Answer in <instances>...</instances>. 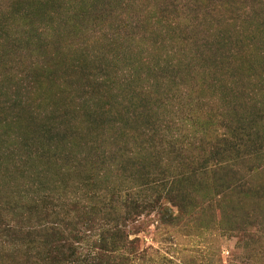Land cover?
I'll list each match as a JSON object with an SVG mask.
<instances>
[{
	"label": "trees",
	"instance_id": "trees-1",
	"mask_svg": "<svg viewBox=\"0 0 264 264\" xmlns=\"http://www.w3.org/2000/svg\"><path fill=\"white\" fill-rule=\"evenodd\" d=\"M54 1L7 0L5 13L0 15V101L6 97L7 90H14L16 96L0 102V122H6L9 126L21 123L22 119H31L32 122L37 113L27 108V104L31 103L28 96L36 94V100L43 104L46 89L50 95L54 89L62 92L52 108L57 115L51 118L48 115L45 118L47 121L35 130L28 127L32 130L24 134L26 139L21 136L24 143L19 150L22 149L23 155L18 154V149L10 148L4 156L9 159L21 157L25 161L33 158L31 165H42V175L50 176L51 181L49 185L42 183L37 195L30 201L0 200V264H114L112 260L115 254L123 259L121 264H127L130 260L128 257L124 260L125 254L121 253L129 249L131 253L138 241V238L131 239V236L138 235L139 231L133 232L131 228L141 216L160 210L165 199H171L169 202L172 206L183 213V199H178L182 194L190 195V205L195 210L197 204L192 202V193L199 194L208 184H211L214 192L223 193L224 198L229 193L238 194L241 209L242 201L259 199L264 204V183L256 185L249 177L258 169L252 156L260 153L259 148H264L259 141L264 136L258 128L262 116L260 112L252 110L240 117L235 107L230 114L239 117L237 119L227 118L218 121L217 125L200 123L202 127L207 125L214 134L210 143L197 146L188 142L190 154H187L189 150L178 151L175 143L165 141L161 137V129L147 121L136 107L133 108L134 113L129 115L132 109H127V115L123 118L104 116L89 110L91 112L85 113V119L90 124L89 133L96 144L86 154L74 158L71 149L80 134L69 125L78 119V112L73 106L77 101L89 107L95 103L93 107L98 113L109 114L111 110H107L104 103L92 98H99L102 91L116 87L118 83L109 70L100 64L95 66L96 58H85L77 51L63 61L58 53H48L50 33L55 27L52 26L55 17L50 13L49 6ZM110 1L89 0L90 4L87 5L85 2L88 0H81L82 14L78 18L84 23H91L95 31L82 23L76 24V40L83 41L84 36L80 32L94 35L97 27L109 21L114 11ZM182 1L183 18L186 13L190 15V23L200 25L196 31L193 28L188 30L194 37L190 47L196 56L193 60L198 61L205 73L217 76L226 85L228 96L235 99L239 91L228 82L240 77L247 79L253 76L255 69L247 63L250 60L246 51L251 45L248 46L243 38L231 40L227 28L254 27L264 34V13L261 9L264 1ZM18 16L27 22V26L21 30L13 26ZM184 24L189 23L186 21ZM205 24L210 29H206ZM184 39L187 44L190 42L188 34ZM54 43L58 44V40ZM233 60L243 65L239 66ZM36 88L43 91L39 92ZM30 111L29 118H22ZM118 122L122 126L115 128ZM109 125L111 128L107 129ZM110 130L115 133L119 131L122 138H127L123 143H118L121 144L119 148H116L117 144L109 147L99 144L106 141ZM72 140L74 143H71ZM149 142L151 145H148ZM77 145L80 146V143ZM149 149L155 154L166 152L172 156L176 169L169 174L159 170L145 174L144 169L148 165L143 163L142 154ZM93 170L106 176L109 171L112 172L118 178L119 185L111 188L109 182L99 188L93 187L92 198L86 202L69 201L58 194L59 188L68 187L65 179L71 173L85 174L89 181ZM18 171L23 172L21 168ZM9 176L5 177L8 179ZM193 213L190 212V215ZM251 213L244 212L241 219L239 216L240 222H237L240 225L232 229L240 235V240L257 235V231H264V212H260L262 225L253 224L255 217ZM93 233L97 240L90 244Z\"/></svg>",
	"mask_w": 264,
	"mask_h": 264
},
{
	"label": "rangeland",
	"instance_id": "rangeland-1",
	"mask_svg": "<svg viewBox=\"0 0 264 264\" xmlns=\"http://www.w3.org/2000/svg\"><path fill=\"white\" fill-rule=\"evenodd\" d=\"M6 3L7 0H0V15L5 13L4 8L8 6ZM85 4H90L89 0ZM110 4L114 11L109 21L97 27L94 35L80 32L84 36L83 41L76 40L75 32H78L76 24L82 23L94 31L95 29L91 23H84L78 18L82 14L81 0H55L49 6L50 13L55 17V20H52V26L55 27L50 33L51 44L48 46V53H58L63 61L77 51L85 58L91 60L96 58L95 66L100 64L109 70L118 83V86L102 91L99 98H92L104 103L106 109L111 110L109 114L98 113L93 107L95 103L92 104V108L82 105L79 101L73 106L78 112L76 113L78 119L69 125L80 134L72 145L71 154L74 158L86 154L90 151V147L96 144L89 133L90 124L85 119V113L91 111L104 116L123 118L127 115V109H132L129 115L134 113L133 108L136 107L147 121L153 122L161 129V137L163 136L165 141L175 143L178 151L189 150L187 154H190L189 144L196 143L200 146L202 143L211 142L213 131H209L207 125L202 127L200 123L211 122L217 125L218 121L227 118L237 119L239 117L230 114L235 111V107L238 108L237 114L240 117L251 113L249 110L260 112L262 120L258 128L264 136V34L262 32L254 27L227 28V35L231 40L243 38L248 46L251 45L246 51L250 60L247 63L255 69L253 76L247 79L240 77L228 82V85L239 91L234 99L228 96L226 85L221 83L217 76L205 73L198 61L193 60L196 56L190 51V47L194 37L188 30L193 28L196 31L200 25L197 26L195 22L190 23V15L186 13L183 18L182 0H111ZM261 9L264 13V3ZM186 21L190 26L184 24ZM13 26L14 29L21 30L27 26V22L18 16ZM205 28L210 29V26L207 27L205 24ZM198 32H195V35ZM187 34L190 36L188 44L184 39ZM56 40L58 44L54 43ZM233 62L239 66L243 65L238 60ZM7 81L8 79L5 80L4 85ZM37 88V91H43ZM57 90L54 89L50 95L46 89L43 92V104L36 100L38 99L36 94L28 96L31 103L27 104V108L30 107L31 111L37 113L32 122L31 119H22L21 123H9L10 126L6 125V122H0L2 161L0 200L7 201L9 198L17 202L23 199L30 201L37 195L42 183L49 185L51 177L42 175V165H31L33 158L25 161L21 157L9 159L4 156L10 148L19 150L24 143L21 136L26 139L24 134L41 127L47 121L45 118L48 115L49 118L57 115L53 113L56 110H52L57 104V99L62 95V92ZM14 92L7 90L6 97L0 102L4 103L15 98ZM31 111L29 114H23L22 118H29ZM116 124L119 125L114 124L115 128L122 126L120 122ZM101 140L103 139H99ZM125 140L127 138H122L119 131L115 133L110 130L106 141L103 140L99 144L107 147L117 144L116 148H119L121 144L118 143H123ZM259 141L264 147V138ZM71 143H74L73 140ZM78 143L80 146L77 145ZM148 145H151L150 142ZM151 149L142 154L143 163L148 165L146 167L148 170L144 169L145 174L155 170L169 174L176 169L173 166L175 161L172 156L167 155L166 152L155 154ZM259 149L260 153L252 156L258 169L249 176L256 185L264 183V148ZM18 154L23 155L22 149ZM18 168L23 172H19ZM92 173L93 176L89 177V181L85 174L67 175L69 178L65 181L69 183L68 187L59 188L58 194L69 201L86 202L92 198L94 188L109 182L111 188L119 185L118 178H115L110 171L107 176L101 175L97 170H93ZM9 174L7 179L5 176ZM133 193L137 192L133 191ZM230 194L224 198L223 193L214 192L211 184H208L199 194L192 193V202L197 204L195 210H192L193 207L190 205V195L182 194L178 199H183L181 201L183 213L178 207L172 206L169 202L171 199L163 200L160 210L141 216L139 221L132 225L131 230L139 233L136 236L132 235L131 239L138 238V241L132 247L131 253L129 249L121 255L125 254L124 260L128 257L130 261H127V264H264V231H257L255 232L257 235L240 240V235L232 230L240 225L244 212L249 211L255 217L253 224L262 225L260 222L264 204L258 201L259 199L244 203L242 201L241 209L239 205L241 197L238 194ZM190 212L194 213L190 215ZM96 240L97 236L93 233L90 244H94ZM85 250L87 251L88 248ZM122 260L119 254H115L112 261L114 264H121Z\"/></svg>",
	"mask_w": 264,
	"mask_h": 264
}]
</instances>
